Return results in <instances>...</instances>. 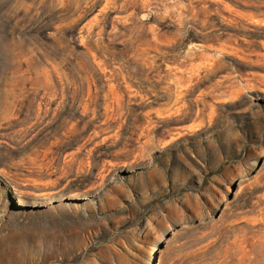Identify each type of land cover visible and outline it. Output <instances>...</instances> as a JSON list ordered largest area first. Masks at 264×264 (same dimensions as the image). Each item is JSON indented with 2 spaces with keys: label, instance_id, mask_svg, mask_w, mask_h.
Instances as JSON below:
<instances>
[{
  "label": "rangeland",
  "instance_id": "374dc122",
  "mask_svg": "<svg viewBox=\"0 0 264 264\" xmlns=\"http://www.w3.org/2000/svg\"><path fill=\"white\" fill-rule=\"evenodd\" d=\"M0 264H264V0H0Z\"/></svg>",
  "mask_w": 264,
  "mask_h": 264
},
{
  "label": "bare ground",
  "instance_id": "6f19581e",
  "mask_svg": "<svg viewBox=\"0 0 264 264\" xmlns=\"http://www.w3.org/2000/svg\"><path fill=\"white\" fill-rule=\"evenodd\" d=\"M19 204L22 205V206L25 205V203L22 200H19Z\"/></svg>",
  "mask_w": 264,
  "mask_h": 264
}]
</instances>
